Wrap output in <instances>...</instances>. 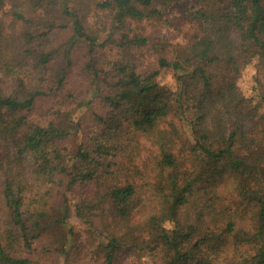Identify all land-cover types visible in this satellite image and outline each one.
<instances>
[{
  "label": "trees",
  "instance_id": "trees-1",
  "mask_svg": "<svg viewBox=\"0 0 264 264\" xmlns=\"http://www.w3.org/2000/svg\"><path fill=\"white\" fill-rule=\"evenodd\" d=\"M174 1L0 0V264H264V0H194L204 58L150 34ZM144 48L175 90L138 71Z\"/></svg>",
  "mask_w": 264,
  "mask_h": 264
},
{
  "label": "rangeland",
  "instance_id": "rangeland-1",
  "mask_svg": "<svg viewBox=\"0 0 264 264\" xmlns=\"http://www.w3.org/2000/svg\"><path fill=\"white\" fill-rule=\"evenodd\" d=\"M194 0H175L171 3L167 8L164 9V17L168 21V27L163 29L157 34L151 32L152 35H157L160 38H169L171 40L180 41L183 43H194L196 50L201 58H204V53L207 48V43L205 41H201L195 39L196 36V28L193 23H190L186 19V12L190 10L193 6ZM7 11V8L4 10H0V16H4V13ZM150 31V29L148 30ZM59 34L56 36H51V45L55 47L59 46L60 43L63 42V38L66 36H62L59 40ZM100 55L106 56V59H113L115 57V48L114 47H107L105 50L100 53ZM138 64V71L141 74H147L153 71H157L156 80L166 88L170 89V91L175 90L177 85V80L174 77L173 73L169 69H160L156 63V56L153 52H151L150 48H144L139 58ZM81 63H82V56L79 55V52L75 54V58L73 60L72 66L68 69V85L73 89H77L78 91L84 90V83L82 81L81 75ZM107 62H104L106 65ZM254 68L248 67L244 70L239 77L238 83L243 91L248 92L250 91L253 82V74ZM45 105H50L51 101H47L44 103ZM79 141L78 135H70L65 136L63 139L59 141V145L68 150L69 154H73L75 152L76 146ZM194 163L197 166L207 168L212 171L219 170L225 165V161L222 159H216L208 156L203 155H194ZM2 186V179L0 177V187ZM74 201L71 200V204ZM71 223L74 225L77 236L81 237V240H78L79 243L82 244V239H89L88 234L85 232V227L82 225L79 220L72 216L70 218ZM61 240L57 236H47L43 240V245L47 248L53 249L54 247H58ZM85 244V243H84ZM85 253V252H83ZM62 259L59 260V264L61 263Z\"/></svg>",
  "mask_w": 264,
  "mask_h": 264
}]
</instances>
